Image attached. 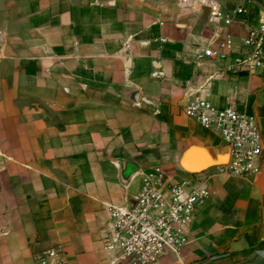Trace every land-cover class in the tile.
Returning a JSON list of instances; mask_svg holds the SVG:
<instances>
[{
    "label": "crops",
    "instance_id": "0c3cea01",
    "mask_svg": "<svg viewBox=\"0 0 264 264\" xmlns=\"http://www.w3.org/2000/svg\"><path fill=\"white\" fill-rule=\"evenodd\" d=\"M178 1L0 0V264L58 247L70 264H131L106 250L108 208L157 172L210 191L190 244L158 264H264V153L250 179L220 173L224 142L184 113L233 106L264 142V70L203 56L240 47L264 0H220V23Z\"/></svg>",
    "mask_w": 264,
    "mask_h": 264
},
{
    "label": "built area",
    "instance_id": "2783aa9c",
    "mask_svg": "<svg viewBox=\"0 0 264 264\" xmlns=\"http://www.w3.org/2000/svg\"><path fill=\"white\" fill-rule=\"evenodd\" d=\"M181 9L209 10L213 23L231 22L220 0H179ZM239 8L235 14H243ZM203 56L227 62L226 71L264 70V14L248 29L240 47L231 39L219 50L209 47ZM185 115L222 139L229 162L218 167L240 179H250L262 170L263 135L258 119L233 106L217 108L209 98H195L184 107ZM210 191L198 175L174 181L162 172L144 178L134 202L125 207L109 206L110 237L106 250L118 252L131 264H158L167 255H179L190 244V235L200 206ZM37 264H70L63 250L53 248L36 258Z\"/></svg>",
    "mask_w": 264,
    "mask_h": 264
},
{
    "label": "water",
    "instance_id": "95a60500",
    "mask_svg": "<svg viewBox=\"0 0 264 264\" xmlns=\"http://www.w3.org/2000/svg\"><path fill=\"white\" fill-rule=\"evenodd\" d=\"M210 163H212V162H210ZM210 163H207V164H205L203 167L209 166V165H210Z\"/></svg>",
    "mask_w": 264,
    "mask_h": 264
}]
</instances>
